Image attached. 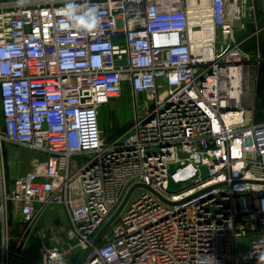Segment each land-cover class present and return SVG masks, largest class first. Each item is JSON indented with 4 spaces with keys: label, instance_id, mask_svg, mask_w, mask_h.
Wrapping results in <instances>:
<instances>
[{
    "label": "built area",
    "instance_id": "obj_1",
    "mask_svg": "<svg viewBox=\"0 0 264 264\" xmlns=\"http://www.w3.org/2000/svg\"><path fill=\"white\" fill-rule=\"evenodd\" d=\"M67 3L0 0V220L8 202L26 225L62 206L81 264H264V121L248 71L264 60L236 38L249 1L211 0V57L192 49L186 0H76L99 19L87 31L64 27ZM127 85L135 119L105 140L101 108ZM4 142L46 156L12 189ZM3 251L0 264L78 261L46 244L39 258Z\"/></svg>",
    "mask_w": 264,
    "mask_h": 264
},
{
    "label": "rangeland",
    "instance_id": "obj_2",
    "mask_svg": "<svg viewBox=\"0 0 264 264\" xmlns=\"http://www.w3.org/2000/svg\"><path fill=\"white\" fill-rule=\"evenodd\" d=\"M253 10L250 16V27L248 30V41L246 42L245 49L256 56L258 51L261 52V58L264 60V21L262 20V12H259L256 3L251 4ZM241 22H237V28H240ZM246 36L245 31H237L236 38L238 40ZM220 46V41L218 47ZM257 52V53H256ZM259 67V68H258ZM249 73H259V85H258V101L256 105V123H262L264 121V62L260 66H251L248 68ZM253 82V80H251ZM256 92V88H253ZM253 90L250 91L249 97L254 95ZM144 101L138 100V111H143ZM135 119V104L133 100V94L130 90V86L127 85L124 88L123 94L114 101L110 102L101 108L100 123L103 133V138L109 140L112 137L119 135L126 131L133 120ZM4 163L6 176L8 180V165L9 162L5 156V149L7 147L16 146V152H23L21 154L27 157L28 151L25 147L17 146L4 142ZM10 145V146H9ZM18 147V148H17ZM19 163H16L18 165ZM20 165V164H19ZM18 165V166H19ZM26 165L23 163V166ZM17 166V167H18ZM33 166V165H32ZM31 166V167H32ZM15 176V175H14ZM136 196V194H135ZM12 220V219H11ZM13 221H16L15 219ZM21 234L18 237L15 249L19 252H24L26 255L29 248L35 251L34 258H39V251L41 247L46 244L50 248L59 249L67 253L71 262H76L81 256L82 248L79 245V241L74 233L71 222L69 220L66 210L59 205H52L46 209L42 215H39L31 225H26L20 222ZM101 230V229H100ZM99 230V231H100ZM14 249V250H15ZM38 260V259H37Z\"/></svg>",
    "mask_w": 264,
    "mask_h": 264
},
{
    "label": "crops",
    "instance_id": "obj_3",
    "mask_svg": "<svg viewBox=\"0 0 264 264\" xmlns=\"http://www.w3.org/2000/svg\"><path fill=\"white\" fill-rule=\"evenodd\" d=\"M248 1H249L248 3L249 5L253 3L257 4L259 12H262V15H263L262 20L264 21V0H248ZM247 21H248L247 23L248 26H247V29L245 30L246 32L245 37L248 38L249 37L248 30L250 27V17H248ZM244 22H245V19L241 22V24ZM237 31H241L240 28H237L236 32ZM245 44H244V48L246 46ZM246 50L248 51V49ZM11 147L12 148L7 147L5 149V156H6L7 161L9 162V164H7L8 165V183H9L10 188L12 189L14 180L17 176L25 175L26 173L30 172L35 166V163L44 164L46 161V156L43 154L28 150L32 153H28L27 157H25V155L21 154L23 152L19 153V152H16L15 149H13L16 146H11ZM16 163H19L20 165L18 164L19 165L18 166L16 165ZM23 163H25L26 165L23 166ZM14 219L16 221H13ZM20 222H22L21 213H20V205L12 203V202H8L7 209L5 210V214H3V218L2 220H0V248L3 249L5 247L6 249L11 250V251L16 250L15 247L17 244V240L22 230L19 225ZM28 250L30 251L26 253V256L30 258H34L33 254L35 253V251H32L33 249L31 248H29Z\"/></svg>",
    "mask_w": 264,
    "mask_h": 264
},
{
    "label": "bare ground",
    "instance_id": "obj_4",
    "mask_svg": "<svg viewBox=\"0 0 264 264\" xmlns=\"http://www.w3.org/2000/svg\"><path fill=\"white\" fill-rule=\"evenodd\" d=\"M211 0H186L190 12V40L195 54L211 57L213 49L208 45L213 34L210 19Z\"/></svg>",
    "mask_w": 264,
    "mask_h": 264
},
{
    "label": "clouds",
    "instance_id": "obj_5",
    "mask_svg": "<svg viewBox=\"0 0 264 264\" xmlns=\"http://www.w3.org/2000/svg\"><path fill=\"white\" fill-rule=\"evenodd\" d=\"M85 5L77 4L76 0H68L66 8L63 10L67 18L64 27H76L82 30H91L99 25V19L93 8L83 11Z\"/></svg>",
    "mask_w": 264,
    "mask_h": 264
},
{
    "label": "water",
    "instance_id": "obj_6",
    "mask_svg": "<svg viewBox=\"0 0 264 264\" xmlns=\"http://www.w3.org/2000/svg\"><path fill=\"white\" fill-rule=\"evenodd\" d=\"M141 97V96H140ZM140 187L139 185L133 187L127 197L125 198L123 204L121 205V207L118 209V211L115 213V215L106 223V225L100 230V232L98 233V235L95 238V243H98L99 240L101 239L102 235L107 232L110 227L112 226V224L115 222V220L119 217V215L121 214V212L124 210V208L126 207V205L128 204L134 190ZM142 187V186H141ZM0 253H4L3 249L0 248ZM10 256H15V258H20L22 262L26 263V264H36L35 262H33L31 259L27 258V257H20L16 254H14L13 252H9L8 253ZM87 256V253H84L77 261L76 264H81V262L83 261V259Z\"/></svg>",
    "mask_w": 264,
    "mask_h": 264
}]
</instances>
